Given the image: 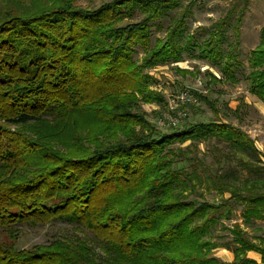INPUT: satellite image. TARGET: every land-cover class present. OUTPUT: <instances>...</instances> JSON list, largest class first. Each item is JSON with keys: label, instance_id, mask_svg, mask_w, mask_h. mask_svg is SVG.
<instances>
[{"label": "trees", "instance_id": "1", "mask_svg": "<svg viewBox=\"0 0 264 264\" xmlns=\"http://www.w3.org/2000/svg\"><path fill=\"white\" fill-rule=\"evenodd\" d=\"M186 1L111 0L85 9L76 0H0V264H257L249 251L264 264V237L253 243L238 223L220 225L232 261L211 256L223 212L242 207L244 223H264V163L254 141L219 120L161 133L140 107H167L143 70L193 51L235 81L248 0H235L200 42L195 32L204 29L188 31L193 1ZM151 29L164 33L153 46ZM247 68L248 93L264 107V26ZM78 118L93 129L66 134L64 152L54 132L32 138L15 128ZM201 142L219 153L209 164L196 154ZM235 154L243 179L228 162ZM203 186L228 197L206 201ZM51 222L88 231L96 248L79 238L15 248L19 226Z\"/></svg>", "mask_w": 264, "mask_h": 264}, {"label": "rangeland", "instance_id": "2", "mask_svg": "<svg viewBox=\"0 0 264 264\" xmlns=\"http://www.w3.org/2000/svg\"><path fill=\"white\" fill-rule=\"evenodd\" d=\"M109 1L111 0H76L75 6L94 9ZM189 1H193V4L191 7L192 14L186 20L188 31L193 32L197 28L204 29L201 32H195L197 42L206 37V30L214 28L218 19L222 18L231 4L235 2V0H187L183 5H186ZM37 2L42 4V6H46L43 5L46 0H37ZM162 24L163 27H166L167 19H163ZM263 26L264 0H248L243 10V17L239 27L238 44L234 49V60L237 63V67L234 70L235 81L233 82L225 80L218 69L211 67L207 61L193 57L192 54H195L196 51L191 54H183L182 61L145 68L143 74L149 77L148 90L160 96L165 104H168L171 100L175 101L179 93L184 90L194 99L195 102L183 107L186 116L181 118L180 123L176 127H173L175 130L198 122L207 123L219 120L229 123L241 129L254 141L255 147L258 149L264 163V110L255 98L248 93L245 80V75L248 72L247 59L250 52L258 44L260 29ZM151 31L150 45L153 46L155 39L161 38L164 33L153 31V29ZM225 36L229 42H234L232 33L229 30H226ZM136 51V57L141 59L143 55L139 47L136 48ZM203 97L214 105V108L218 111L216 115H214L210 105L202 100ZM140 107L143 113L147 115V119L158 131L167 133L171 130V127L166 125V121L176 114L174 112L172 114L168 107L164 108L158 103L146 101H140ZM159 119H162L163 124H158ZM72 122L71 124L65 121H46L15 128L23 135L32 138L37 134L44 136L54 132L56 143L53 142L55 149L64 152L67 151L68 147L67 140H65L66 134L78 131L77 133L84 136L86 131L89 132V130L93 129L88 121H86L85 125L80 118ZM189 143L190 141H185L181 146H187ZM208 148L205 143H198L197 149L199 153H196L207 164L212 161V153L219 154L209 151ZM221 152L222 154H231L226 152L224 148H221L220 154ZM238 158V154L232 155L228 162L234 168V176L243 179L247 175L240 169ZM181 165L184 166V164H179V166ZM198 191L202 194L200 198L209 202H216L222 197H228V194L225 193L221 196L210 187L203 186L198 188ZM193 195L197 196L196 194ZM241 211L242 207H236L230 212H223L220 221L216 224V230L213 231L212 235L214 237L212 241L217 242L219 247L211 251V256L220 262L228 263L233 259L231 252L233 245L229 242L230 236L227 230H220V225L229 228L234 223H238L248 238L257 245L260 244L257 237H264V223L259 220L244 223L241 218ZM18 228L19 232L16 233V238L14 239L17 250L30 251L35 246L48 244L57 238L84 239L95 247L94 239L88 231L77 230L74 226L65 222H51L36 227L19 226ZM250 252L246 253L247 257Z\"/></svg>", "mask_w": 264, "mask_h": 264}, {"label": "built area", "instance_id": "3", "mask_svg": "<svg viewBox=\"0 0 264 264\" xmlns=\"http://www.w3.org/2000/svg\"><path fill=\"white\" fill-rule=\"evenodd\" d=\"M193 102H195L194 99H192L191 95H189L185 90L179 93V95L175 98V101L171 100L168 102V109L170 112H174L176 115H173L172 118H168L166 125L169 127H176L180 123L181 118L186 116L184 109H179V107H187ZM158 124H163L162 119H159Z\"/></svg>", "mask_w": 264, "mask_h": 264}, {"label": "crops", "instance_id": "4", "mask_svg": "<svg viewBox=\"0 0 264 264\" xmlns=\"http://www.w3.org/2000/svg\"><path fill=\"white\" fill-rule=\"evenodd\" d=\"M255 100L260 104V106L264 110V107L262 106V104L257 99H255ZM248 257L253 259L257 264H261L260 263V256L258 254L250 252V253H248Z\"/></svg>", "mask_w": 264, "mask_h": 264}]
</instances>
